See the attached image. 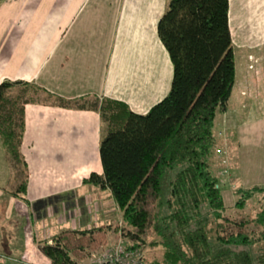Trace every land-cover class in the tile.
Returning <instances> with one entry per match:
<instances>
[{"label":"trees","instance_id":"obj_1","mask_svg":"<svg viewBox=\"0 0 264 264\" xmlns=\"http://www.w3.org/2000/svg\"><path fill=\"white\" fill-rule=\"evenodd\" d=\"M229 7V0H167L156 34L172 79L146 113L108 97L54 96L62 107L99 113L103 172L82 182L110 191L122 212L123 235L141 249L144 264L147 245L164 250L162 261L150 264H264V185L234 190L233 206L251 209L248 218L236 219L226 214L213 170L221 147L215 118L228 111L235 83ZM37 90L27 82H0V141L25 172L24 109ZM27 176L13 191L24 200ZM107 231L103 225L64 229L41 251L50 264H77L104 245Z\"/></svg>","mask_w":264,"mask_h":264},{"label":"crops","instance_id":"obj_2","mask_svg":"<svg viewBox=\"0 0 264 264\" xmlns=\"http://www.w3.org/2000/svg\"><path fill=\"white\" fill-rule=\"evenodd\" d=\"M89 1L16 0L15 8L31 9V21L20 23L13 38H0V82L22 81L38 87L24 109L20 149L28 181L22 200L46 206L42 214L31 213V220L39 221L36 229L48 242L56 234L51 232L53 218L55 225H63L76 217V230L101 225L111 230L107 210L117 208L108 189L95 193L82 182L91 172H103L99 140L104 124L99 113L62 107L54 96L67 100L108 97L126 102L134 111L163 98L172 79L168 53L156 34L167 0H123L120 8L116 4L99 12L98 5L94 8L98 0ZM93 10L99 13L95 17L89 14ZM254 79L264 83V67ZM129 97L135 100L134 106ZM229 112L221 115L227 123L223 131L233 120ZM0 165L8 181L12 163L5 150L0 151ZM18 179L12 181V189ZM3 195L0 192L1 204ZM28 220L22 203L11 199L7 210L0 209V227L16 224L20 235L0 245L5 252L10 247L23 252L12 264H50L36 236L27 239Z\"/></svg>","mask_w":264,"mask_h":264},{"label":"rangeland","instance_id":"obj_3","mask_svg":"<svg viewBox=\"0 0 264 264\" xmlns=\"http://www.w3.org/2000/svg\"><path fill=\"white\" fill-rule=\"evenodd\" d=\"M15 1L0 0V38L1 36L13 38L14 30H17L16 27L20 23L31 21V9L26 11L17 9L15 8ZM229 2V23L235 61V83L233 87L235 90L231 94L228 115L233 120L230 127L226 128L228 130L223 131V127L227 123L225 119L221 118L222 112H218L216 115L214 127L215 131L217 130L216 135L221 142V147L216 150V165L213 170L219 179V188L224 198L226 214L241 219L243 217L248 218L251 209L241 211L233 206L236 201L234 190L237 187L248 188L254 185H264V83L254 79V76L259 74L264 67V0H229ZM88 3L92 4L94 0H90ZM122 3L123 0H98L94 8L98 5L99 12L101 8H114L116 4L120 8ZM89 14L95 17L99 13L93 10ZM154 64L155 62H152L151 70L154 69ZM129 104L134 106L135 100L130 98ZM153 104L154 101H151V105H147L144 109H137L136 107L134 111L146 113ZM104 130L103 127L101 136L105 133ZM0 151L2 153L4 151L1 143ZM8 158L10 157L8 156ZM10 159L12 165H8V181L5 180V175L0 171V192L4 193L3 196L5 197L4 203H0V209L2 211L7 210L10 200L14 198L18 203H22V210L29 219L25 229L26 237L28 239L36 236V242L43 245L44 234L37 231L36 225L39 221H32L31 213L42 214L46 206H43L41 202L29 205L20 196L13 194L15 189H12V181L24 177L26 173L28 174V170L25 172L20 162L16 163L12 158ZM88 188L93 189L92 191L95 193L99 190L93 185H89ZM107 193L105 191L103 194L104 201L108 199ZM75 218L66 220L63 225H55V218L51 219V224L54 220L53 231L51 232L57 233L63 229H74L76 225L73 219ZM90 218L92 217L90 216ZM106 218L112 224L113 229H108L109 239L104 244L108 241L113 242V237L116 238L118 233L123 232L120 227L122 225V212L118 206L117 208L112 206L108 209ZM19 235L20 232L17 231L16 224L4 228L0 227V244L10 242L11 239H16ZM5 250V247L0 245V264H12L11 261L14 260V257L17 258L23 253L21 250L18 252L11 247L9 252H5ZM143 251L145 261L148 264L151 261L161 262L163 259L164 250L160 245L154 248L147 245Z\"/></svg>","mask_w":264,"mask_h":264},{"label":"built area","instance_id":"obj_4","mask_svg":"<svg viewBox=\"0 0 264 264\" xmlns=\"http://www.w3.org/2000/svg\"><path fill=\"white\" fill-rule=\"evenodd\" d=\"M133 243L118 233L113 242H107L97 251L90 252L77 264H144L143 253L139 248H132Z\"/></svg>","mask_w":264,"mask_h":264}]
</instances>
